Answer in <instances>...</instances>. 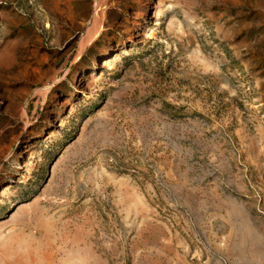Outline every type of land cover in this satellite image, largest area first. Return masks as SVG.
Instances as JSON below:
<instances>
[{
  "label": "rangeland",
  "instance_id": "1",
  "mask_svg": "<svg viewBox=\"0 0 264 264\" xmlns=\"http://www.w3.org/2000/svg\"><path fill=\"white\" fill-rule=\"evenodd\" d=\"M0 264H264V0H0Z\"/></svg>",
  "mask_w": 264,
  "mask_h": 264
},
{
  "label": "bare ground",
  "instance_id": "2",
  "mask_svg": "<svg viewBox=\"0 0 264 264\" xmlns=\"http://www.w3.org/2000/svg\"><path fill=\"white\" fill-rule=\"evenodd\" d=\"M99 11H100L99 13H102V8H100Z\"/></svg>",
  "mask_w": 264,
  "mask_h": 264
}]
</instances>
